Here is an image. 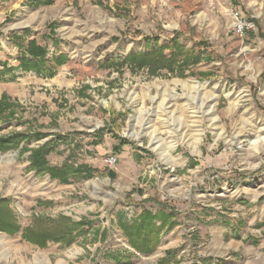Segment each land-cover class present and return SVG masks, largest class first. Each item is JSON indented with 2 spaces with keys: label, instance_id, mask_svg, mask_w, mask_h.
Returning a JSON list of instances; mask_svg holds the SVG:
<instances>
[{
  "label": "rangeland",
  "instance_id": "obj_1",
  "mask_svg": "<svg viewBox=\"0 0 264 264\" xmlns=\"http://www.w3.org/2000/svg\"><path fill=\"white\" fill-rule=\"evenodd\" d=\"M238 21L253 27L241 35ZM177 42L197 58L184 74L129 61ZM10 83L0 136L32 137L0 151V202L21 226L0 227V264H264V0H0ZM45 144L50 165L91 174L37 173L20 149ZM145 209L174 222L153 251L120 222ZM62 216L70 242L21 234L62 233Z\"/></svg>",
  "mask_w": 264,
  "mask_h": 264
},
{
  "label": "trees",
  "instance_id": "obj_2",
  "mask_svg": "<svg viewBox=\"0 0 264 264\" xmlns=\"http://www.w3.org/2000/svg\"><path fill=\"white\" fill-rule=\"evenodd\" d=\"M176 52L167 54L164 52L163 48L147 54L131 55L129 57V61L133 62L140 66V64H144L145 66L149 65L151 69H168V71L172 74L180 73L184 74V69L187 64L191 62H196L197 58H193L190 54H185L182 57V53L185 50L184 45L177 42L176 43ZM29 54L33 56H40L44 53L42 49H39L34 41L30 42V46L28 47ZM181 58V59H180ZM138 62L140 64H138ZM29 63V61H28ZM177 64V65H175ZM179 74V75H180ZM12 104L8 102V100L4 97L0 101V114L3 113L6 109L11 108ZM29 134L26 133H14L7 136H0V151L1 150H9L14 147H18L20 142L27 140L29 141ZM62 138V137H61ZM100 141H96L98 143ZM129 143L127 139H124L122 143L113 147V150L116 152H120V148L123 144ZM55 149V146L52 144H45L39 146L38 148H27L23 147L22 150L27 151L31 150L29 155L30 166L37 173H49L52 178H57L63 183H70L71 177L75 175H85L89 176L91 171L86 165H77L65 162L62 166H52L48 161V154ZM0 227L5 228L9 231H16L21 229V226L18 225L13 217L12 211L7 208L5 200L0 202ZM42 203V202H41ZM164 209L157 211V213H153L151 210H143L137 220L128 221L121 219V227L123 230L129 235L132 245L139 251H153L159 242V236L161 230L166 228L167 226L174 224L173 221H170L171 215L166 214ZM64 222V229L61 230L62 233L57 232L55 235H49L48 237L43 233H39L33 231L30 228H25L22 230V236L27 240L32 241H42L44 238H52L55 241L66 240V242H70L73 237V233L76 232L73 223H67L70 220L67 216H62ZM155 219L161 220V225L157 226L154 222ZM85 221H80L76 223L77 226L83 227L85 226Z\"/></svg>",
  "mask_w": 264,
  "mask_h": 264
},
{
  "label": "built area",
  "instance_id": "obj_3",
  "mask_svg": "<svg viewBox=\"0 0 264 264\" xmlns=\"http://www.w3.org/2000/svg\"><path fill=\"white\" fill-rule=\"evenodd\" d=\"M253 27V23H243L241 21H238L236 23V28L237 31L243 35L244 33H246L247 31H249L251 28ZM106 162L109 166H115L118 162V156L116 154H110L107 159Z\"/></svg>",
  "mask_w": 264,
  "mask_h": 264
},
{
  "label": "crops",
  "instance_id": "obj_4",
  "mask_svg": "<svg viewBox=\"0 0 264 264\" xmlns=\"http://www.w3.org/2000/svg\"><path fill=\"white\" fill-rule=\"evenodd\" d=\"M60 73H62V71H60ZM19 79H20V78H19ZM31 82H32V81H31ZM29 84H30V82H29ZM0 88H1V91H6L7 93H12V92H13L12 87H11V83H10V85H9V84L1 85ZM115 139H116V140H115ZM115 139H113V140L111 141L112 149H113L114 146L119 145V144L122 143V141L124 140V139H120V138L118 139L117 137H115ZM129 143H130V142H129ZM129 143L123 144V146L120 148V152H116L115 150H114V152H115V153H118V154L123 153V151H124L125 148H126V145H128ZM133 156L136 158V156H138V153H137V152H134V153H133Z\"/></svg>",
  "mask_w": 264,
  "mask_h": 264
},
{
  "label": "bare ground",
  "instance_id": "obj_5",
  "mask_svg": "<svg viewBox=\"0 0 264 264\" xmlns=\"http://www.w3.org/2000/svg\"><path fill=\"white\" fill-rule=\"evenodd\" d=\"M132 134L135 135L134 132ZM255 143L257 145L261 146V147L264 146V136H262V137L258 138L257 140H255Z\"/></svg>",
  "mask_w": 264,
  "mask_h": 264
}]
</instances>
